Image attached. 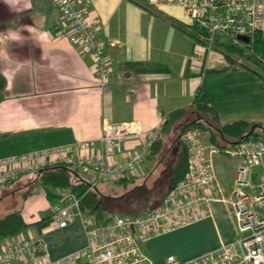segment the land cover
Listing matches in <instances>:
<instances>
[{"label": "crops", "instance_id": "1", "mask_svg": "<svg viewBox=\"0 0 264 264\" xmlns=\"http://www.w3.org/2000/svg\"><path fill=\"white\" fill-rule=\"evenodd\" d=\"M77 1L98 22L99 40L110 59L112 73L104 88L95 83L88 53L55 36L61 26L56 0H0V77L4 83L0 88V159L76 143L89 144L79 151L81 156L88 155L100 149L104 122L135 121L145 130L160 126V138L139 170L120 183L145 178V169L152 175L159 164L171 183L179 152L177 147L170 149L172 166L168 167V161H163L170 147L163 138L164 122L179 109H185L184 117L190 118L197 92L216 111L220 125L264 124V76L232 69L221 48L208 50L201 45L182 7L152 5L148 0ZM201 138L209 145L202 133ZM138 142L128 139L125 150L138 148ZM220 154L212 157L219 192L210 204L209 216L146 241L143 252L154 264H165L170 255L188 260L236 237L231 225L232 190L242 160L236 161L228 187L216 159ZM27 188H12L0 196V218L18 211L27 225L18 235L0 239V250L29 238L41 239L42 245L9 264H34L41 255L56 260L86 245L80 218L74 216L64 227L54 226L52 202L44 189L35 182ZM159 245L168 248L160 252Z\"/></svg>", "mask_w": 264, "mask_h": 264}, {"label": "built area", "instance_id": "2", "mask_svg": "<svg viewBox=\"0 0 264 264\" xmlns=\"http://www.w3.org/2000/svg\"><path fill=\"white\" fill-rule=\"evenodd\" d=\"M148 1L152 5L182 7L186 17L203 30L199 39L208 50L218 44L220 37L226 38L227 44L244 48L255 34L264 36V0ZM56 3L61 10V26L55 36L78 44L88 53L95 83L98 88H104L112 69L99 40L98 22L77 0H56ZM239 36L247 37L249 43H243ZM2 44L0 35V48ZM237 62L242 63L239 59ZM260 74L264 76V72ZM160 133V126L145 130L135 121L104 122L100 149L88 155L81 156L79 151L89 144L76 143L1 158L0 187L22 175L61 165L87 178L90 188L98 183L117 182L139 170ZM130 138L139 140V147L127 152L125 145ZM179 141L187 153L186 173L168 190L162 203L150 211L135 216H112L98 224L81 209L80 198L68 191L59 192L57 201L51 205L53 225L64 227L77 216L86 245L56 260L41 255L34 264H154L143 252L142 245L146 241L209 216L210 204L219 192L212 157L219 153L242 160L232 190L237 235L188 260L170 255L165 264H264V138L250 136L218 148L205 145L199 129L188 125L182 129ZM41 245V239L33 238L9 245L0 250V264L20 260L41 249Z\"/></svg>", "mask_w": 264, "mask_h": 264}, {"label": "trees", "instance_id": "3", "mask_svg": "<svg viewBox=\"0 0 264 264\" xmlns=\"http://www.w3.org/2000/svg\"><path fill=\"white\" fill-rule=\"evenodd\" d=\"M196 28V27H195ZM225 59L232 69H248L250 72L263 77L261 72H264V36L260 34H255L244 48L239 46H233L231 44L224 45ZM233 55L235 58H233ZM237 59L241 60L242 63H238ZM249 64H245V63ZM252 65V66H251ZM249 66L258 70L251 69ZM260 72V73H259ZM3 79L0 77V88L3 86ZM188 112L185 109H179L173 111L169 118L164 122V124H171L177 120L183 119L180 124L186 123L185 127L190 125L189 118L184 117ZM190 116L193 117L191 120V126L197 127V124L193 121H201L206 124L210 132V140L214 142V138H219L223 143H235L241 139H247L248 137H262L264 138V128L261 125L253 124L245 121H238L227 125H220L218 120V115L216 111L208 104L207 101L201 99L199 92L196 93L192 101V110ZM193 115V116H192ZM190 117V118H191ZM254 130L252 131V129ZM261 134L257 133V131ZM252 132V133H251ZM216 135V136H213ZM158 142H156L152 147L154 148ZM151 147V148H152ZM156 148V147H155ZM187 170V153L185 147L178 154L176 163L174 164L171 171V185L176 184ZM29 174L22 175L15 181H11L6 185L0 187V189L12 186L23 176H28ZM31 177L37 178L35 181L31 182V186L35 182L39 184L45 191L46 197L52 203L56 202L59 197V192L68 191L75 194L80 198L81 209L87 214L91 215L98 224H102L109 220L112 216L104 217L102 214L104 211L108 213L106 207H102V194L93 188H90V184L84 179H79V176L75 172L64 165L54 166L50 168H45L35 173H32ZM30 176V175H29ZM127 178L119 180L117 182H125ZM97 186V185H96ZM9 205V204H8ZM7 205V206H8ZM6 208V207H5ZM27 225L23 222L22 217L18 211H12L0 218V239L14 237L18 235L22 230H24Z\"/></svg>", "mask_w": 264, "mask_h": 264}, {"label": "rangeland", "instance_id": "4", "mask_svg": "<svg viewBox=\"0 0 264 264\" xmlns=\"http://www.w3.org/2000/svg\"><path fill=\"white\" fill-rule=\"evenodd\" d=\"M195 27H196V32L198 33V37L202 36L204 34L203 30L199 29L196 25ZM199 32L201 35L199 34ZM202 41L200 40V42ZM218 41H220L221 44L223 43V45H227L226 38L220 37ZM201 45L205 47L203 42L201 43ZM215 46L218 49L221 48L222 52L225 53L224 46L220 47L219 44H216ZM228 52L229 51H226V53ZM230 56H233V55H230ZM233 58L235 57L233 56ZM245 64H249V63L246 62ZM251 66H249L251 69L258 72L255 68ZM263 117H264V114H263ZM192 119L193 117L189 118L190 125L193 124V123L191 124ZM261 121L263 122L264 120H261ZM193 122L197 123L194 125H196L199 131L203 134L204 139L207 140V143L209 145L217 146L218 148H224L227 146V144L223 143L219 138L215 137L214 142L210 140V132L206 124H204V122H201L200 120L193 121ZM185 124H186L185 122L182 124L175 122L172 124L165 125L164 134L166 136L163 138H164V141H166L167 144L170 145V147L168 149L169 152H167V154L164 155L163 161H168L169 163L168 167L170 168L172 166V163H170V159H171L170 153L172 150L171 148L177 147L179 153L184 148V146L179 141V135L182 129L185 127ZM256 124L264 126V124H260V123H256ZM257 133L261 134L260 130L257 131ZM213 136H216V135H213ZM216 159H218V161H220L222 165L223 174H224L223 180L225 181V185L226 186L228 185V187H230L232 183L231 180L233 179L235 164H236V161L238 160V157H230V156H227L221 153L220 155L216 156ZM162 168L165 169V167H162ZM145 170L147 171V173L145 174V178L136 179L134 182H128L127 185L121 184L119 182H107V183L97 184L98 188L102 189L101 192L99 191V193L103 195L101 199L102 207H106L108 210V213H105L106 211H104V213L102 214L104 217L106 216H128V215L135 216V215L142 214L148 211L149 209L157 208L162 203L166 193L174 185V184L171 185V183L169 182V173L167 172L165 173L164 171H161V164L158 165L156 172L152 175L150 174V171L148 169H145ZM29 175L33 176L31 174ZM35 179L37 178L32 177L28 179V181H25V182L18 181L13 186L11 187L9 186L3 189V191L0 192V196L7 195L6 192L10 191L12 188L15 190L19 186H24V189L26 190L27 187L28 188L31 187L30 183L35 181ZM79 179L83 180L81 177H79ZM92 188L96 189L97 187L96 185H94V187L92 186ZM6 200H8V198ZM1 202H3L4 204L5 202L7 203V201H4V199ZM231 225H233V227L237 229L234 212L231 215ZM233 239H235V237ZM163 241L165 242L164 239ZM160 245L158 247L160 252L168 248L167 246H164V245L160 247Z\"/></svg>", "mask_w": 264, "mask_h": 264}, {"label": "water", "instance_id": "5", "mask_svg": "<svg viewBox=\"0 0 264 264\" xmlns=\"http://www.w3.org/2000/svg\"><path fill=\"white\" fill-rule=\"evenodd\" d=\"M243 43H249V39L247 37L244 36H239L238 37ZM254 130V128L252 129V131ZM252 133V132H251Z\"/></svg>", "mask_w": 264, "mask_h": 264}]
</instances>
